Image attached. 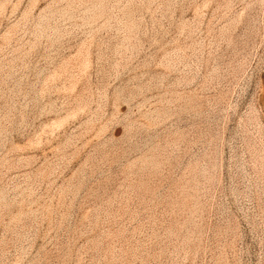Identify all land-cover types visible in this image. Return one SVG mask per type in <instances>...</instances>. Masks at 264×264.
Wrapping results in <instances>:
<instances>
[{
    "label": "rangeland",
    "instance_id": "rangeland-1",
    "mask_svg": "<svg viewBox=\"0 0 264 264\" xmlns=\"http://www.w3.org/2000/svg\"><path fill=\"white\" fill-rule=\"evenodd\" d=\"M0 264H264V0H0Z\"/></svg>",
    "mask_w": 264,
    "mask_h": 264
}]
</instances>
